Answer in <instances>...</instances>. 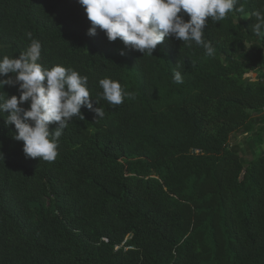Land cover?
<instances>
[{
  "label": "trees",
  "instance_id": "16d2710c",
  "mask_svg": "<svg viewBox=\"0 0 264 264\" xmlns=\"http://www.w3.org/2000/svg\"><path fill=\"white\" fill-rule=\"evenodd\" d=\"M235 7L244 11L207 19L212 56L167 37L152 57L99 28L87 35L78 0H0V58L26 51L31 33L38 63L87 76L104 109L82 107L51 162L27 158L0 113V264H264V154L244 165L229 149L264 110V83L246 80L264 68V35L251 31L264 0ZM106 77L133 95L108 103Z\"/></svg>",
  "mask_w": 264,
  "mask_h": 264
},
{
  "label": "clouds",
  "instance_id": "9594fccd",
  "mask_svg": "<svg viewBox=\"0 0 264 264\" xmlns=\"http://www.w3.org/2000/svg\"><path fill=\"white\" fill-rule=\"evenodd\" d=\"M91 22L87 35L95 36L102 30L109 42L119 39L143 55L152 56L157 45L167 37L191 46L195 43L212 56L215 49L204 38L208 18L221 21L236 8L238 0H78ZM181 13L187 14L185 20ZM256 22L251 31L264 35V9L251 13ZM26 51L11 58H0V90L5 86L16 87L19 96H8L0 91V113H7L5 124L15 129L14 139L23 142L22 151L27 158L54 161L58 156L59 138L74 116L84 119L81 108L93 111L97 118L104 116V109L93 107L98 101L90 96L88 77L72 68L56 65L50 69L42 66L41 44L31 38ZM125 55L124 51L119 53ZM153 57V56H152ZM173 82L183 83L179 71L174 72ZM99 95L112 105H120L133 94L125 92L121 84L111 78L99 80ZM27 102L28 107L23 105ZM56 123L50 133L49 125Z\"/></svg>",
  "mask_w": 264,
  "mask_h": 264
},
{
  "label": "rangeland",
  "instance_id": "374dc122",
  "mask_svg": "<svg viewBox=\"0 0 264 264\" xmlns=\"http://www.w3.org/2000/svg\"><path fill=\"white\" fill-rule=\"evenodd\" d=\"M244 19V17L236 19L235 22L241 25ZM248 40L253 41L254 38H248ZM248 47L249 45L246 44L244 49L236 54V58L242 60L241 56ZM246 80L254 82L259 80L264 83V68L250 72ZM229 149L239 156L244 165L264 154V110L250 113L246 124L231 135Z\"/></svg>",
  "mask_w": 264,
  "mask_h": 264
},
{
  "label": "built area",
  "instance_id": "2783aa9c",
  "mask_svg": "<svg viewBox=\"0 0 264 264\" xmlns=\"http://www.w3.org/2000/svg\"><path fill=\"white\" fill-rule=\"evenodd\" d=\"M105 242H107V240H105ZM123 246H124V243L122 245H120V246H115L114 250L115 251H118Z\"/></svg>",
  "mask_w": 264,
  "mask_h": 264
}]
</instances>
